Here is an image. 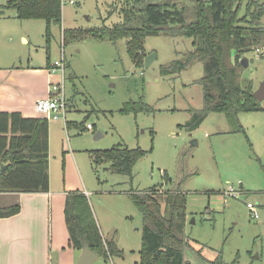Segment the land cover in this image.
Instances as JSON below:
<instances>
[{
	"label": "rangeland",
	"instance_id": "374dc122",
	"mask_svg": "<svg viewBox=\"0 0 264 264\" xmlns=\"http://www.w3.org/2000/svg\"><path fill=\"white\" fill-rule=\"evenodd\" d=\"M8 1L0 0V66L44 67L60 57L62 48L69 65L65 120L48 121L49 169L58 184L66 175L70 181L72 174L79 181L76 164L68 166L64 156L75 152L80 158V174L92 191L87 198L100 233L121 251L106 260L98 257L92 264H140L142 215L131 192L151 189L160 193L179 189L186 195L187 264H206L218 257L223 264H264V100L259 102L263 111L237 114L240 132L222 113H209L198 127L188 130L192 111L203 105L202 87L196 83L203 75L202 64L168 73L161 70L184 62V54L193 48L191 38L148 36L144 54L154 53L156 58L148 67L144 61L136 65L124 39L63 41L64 31L122 22L121 9L132 0H65L61 24L50 25L48 45L45 21L16 18ZM249 1L242 0V6ZM259 2L264 8V0H255ZM176 3L190 11L195 0ZM256 26L264 28V12ZM243 57L248 65L238 69L241 83L250 84L254 92L264 80V44ZM140 98L154 111H119L126 102ZM88 124L91 130L85 129ZM119 143L146 152L131 175L112 172L110 163L93 167L84 152L108 150ZM230 189L237 197L227 195ZM248 203L257 218L247 209ZM72 252L76 254L75 249Z\"/></svg>",
	"mask_w": 264,
	"mask_h": 264
},
{
	"label": "trees",
	"instance_id": "16d2710c",
	"mask_svg": "<svg viewBox=\"0 0 264 264\" xmlns=\"http://www.w3.org/2000/svg\"><path fill=\"white\" fill-rule=\"evenodd\" d=\"M176 1L132 0L121 9L122 22L113 27L102 25L64 31L63 41L89 37L115 43L124 39L128 56L140 65L146 57L143 42L148 36L191 38L193 48L184 54V62L175 61L161 70L168 73L195 62L202 64L203 75L196 83L202 87L203 105L192 111V119L185 127L195 129L209 113H222L235 127L234 131L240 132L237 114L263 111L252 95L250 84L242 85L243 78L238 71L240 67L244 69L240 56L264 44V28L256 26L263 15V5L255 0L245 3L244 7L242 0H195L188 11ZM252 5L254 8L250 10ZM7 7L15 10L18 19L45 21L46 45L50 41V25L61 24V0H9ZM119 111L150 114L154 110L140 98L126 102ZM48 126L44 117L0 112V194L48 191ZM88 153L93 167L110 163L112 172L126 175H131L136 162L146 154L140 148L129 149L120 143L108 150ZM155 190L131 192L142 215L140 264H187L184 260V251L189 246L184 234L186 195L179 189L165 193ZM19 210V205L1 207L0 218L16 215ZM64 216L72 248L81 251L88 247L105 260L121 255L112 240L102 237L84 193L66 194ZM206 264L223 263L218 257Z\"/></svg>",
	"mask_w": 264,
	"mask_h": 264
},
{
	"label": "crops",
	"instance_id": "0c3cea01",
	"mask_svg": "<svg viewBox=\"0 0 264 264\" xmlns=\"http://www.w3.org/2000/svg\"><path fill=\"white\" fill-rule=\"evenodd\" d=\"M21 40L26 39L22 36ZM51 64L47 61L44 67L0 66V112L42 117L35 103L49 95V84L55 78L48 72ZM77 155L66 153L64 157L68 166L71 162L76 164L79 181L72 174L70 181L66 175L61 184L54 182L48 165L47 192L0 194V208L20 207L16 215L0 218V264H76L81 251L74 254L69 242L64 216L66 194L79 191L88 196L92 192L80 174Z\"/></svg>",
	"mask_w": 264,
	"mask_h": 264
},
{
	"label": "built area",
	"instance_id": "2783aa9c",
	"mask_svg": "<svg viewBox=\"0 0 264 264\" xmlns=\"http://www.w3.org/2000/svg\"><path fill=\"white\" fill-rule=\"evenodd\" d=\"M65 0H61V4ZM70 3H74L73 0H69ZM259 51V50H257ZM67 69V63L65 58V53L62 48L60 57L55 60L49 67L48 72L50 76H58V81L50 82L49 84V95L44 99L37 100L35 103L36 111L48 121L50 119L58 120L63 118L65 120V115L67 111V101L65 98V73ZM85 129L91 130V125H86ZM227 195L232 197H237L234 190L230 189L226 192ZM247 209L252 213L254 218H257V213L253 205L250 203L246 204Z\"/></svg>",
	"mask_w": 264,
	"mask_h": 264
},
{
	"label": "water",
	"instance_id": "95a60500",
	"mask_svg": "<svg viewBox=\"0 0 264 264\" xmlns=\"http://www.w3.org/2000/svg\"><path fill=\"white\" fill-rule=\"evenodd\" d=\"M155 58L156 55L154 53L147 55L144 59L145 66L148 67L155 60ZM241 62L244 68H246L248 65L246 58L243 57L241 59ZM252 95L257 100V102H261L262 100H264V80L259 83L257 89L252 93ZM97 136L98 135H96V137ZM97 258V253L92 252L88 247H84L80 252L76 264H92Z\"/></svg>",
	"mask_w": 264,
	"mask_h": 264
}]
</instances>
